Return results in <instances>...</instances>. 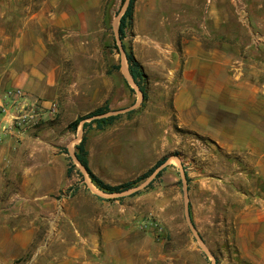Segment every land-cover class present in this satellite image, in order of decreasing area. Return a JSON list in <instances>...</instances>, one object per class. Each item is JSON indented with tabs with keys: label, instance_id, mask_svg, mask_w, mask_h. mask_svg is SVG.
Masks as SVG:
<instances>
[{
	"label": "rangeland",
	"instance_id": "374dc122",
	"mask_svg": "<svg viewBox=\"0 0 264 264\" xmlns=\"http://www.w3.org/2000/svg\"><path fill=\"white\" fill-rule=\"evenodd\" d=\"M197 1L203 9H195L192 0L136 1L125 46L147 75L144 102L131 81L119 34L127 0H0V30L8 35L7 47H0V62L20 65L24 77L35 73L28 78L30 86L0 87V96L20 89L39 104L57 105L56 114H45L38 125L0 136L25 142L26 159L50 161L49 201L57 207V220L68 223L65 231L102 237L105 231L120 230L122 237L112 252L126 254V264H250L238 244L239 205L225 190L223 154L179 125L174 110L184 40L197 35L209 46L220 39L213 36L212 22L202 20L208 0ZM236 5L239 11L238 0ZM242 25L247 22L241 20L233 29L239 31ZM16 40L20 47L13 51ZM105 104L109 114L123 115L115 125L86 132L84 124L91 122L87 120L76 132L68 129ZM130 108L134 114L127 117L131 111H123ZM13 112L6 106V113ZM84 136L91 171L109 185L134 180L164 158L167 162L138 186L148 182L143 189L106 194L75 158ZM163 168L166 172L157 179ZM183 175L190 179L192 226L186 216Z\"/></svg>",
	"mask_w": 264,
	"mask_h": 264
},
{
	"label": "crops",
	"instance_id": "0c3cea01",
	"mask_svg": "<svg viewBox=\"0 0 264 264\" xmlns=\"http://www.w3.org/2000/svg\"><path fill=\"white\" fill-rule=\"evenodd\" d=\"M238 3L241 14L236 0H208L202 20L212 22L213 36L220 39L209 46L197 35L184 40L174 110L179 125L223 154L225 190L239 205L241 256L264 264V0ZM192 4L205 6L197 0ZM241 20L246 27L234 30ZM2 35L0 47L6 48L5 30ZM18 47L16 40L13 51ZM24 75L20 65L0 62L1 88L30 86L28 78L35 73ZM25 145L0 136V264H126V254L112 252L120 230L102 237L65 231L68 223L57 220V207L49 201L50 161L26 159Z\"/></svg>",
	"mask_w": 264,
	"mask_h": 264
},
{
	"label": "trees",
	"instance_id": "16d2710c",
	"mask_svg": "<svg viewBox=\"0 0 264 264\" xmlns=\"http://www.w3.org/2000/svg\"><path fill=\"white\" fill-rule=\"evenodd\" d=\"M137 0H130L129 5L120 18L119 21V34L120 39L123 42V47L125 49V57L127 63L129 65V72L131 77L134 79V82L139 87L140 91L143 94L144 102L148 100V92L146 87V80L147 75L144 72L143 66L141 63L136 59L133 51L131 49H127L125 46V39L127 37V30L133 26L134 21V13H135V3ZM111 112L109 105L105 104L103 107L96 109L95 111L77 118L73 123H71L68 129L72 132H76L83 121L91 120L89 123L84 124V130L86 132L96 129L98 131L106 130L109 127L115 125L122 117V114L118 115H108ZM134 111H131L126 114L127 117H132ZM100 117V118H97ZM88 138L84 136L81 142L76 146L77 152L75 154L76 160L78 163L83 167V169L88 174L89 178L91 179L92 183L103 193L106 194H121L130 190L137 188L142 182L147 180L153 173H155L158 169H160L166 162L167 159L164 158L156 163V165L149 170L147 173L137 177L134 180L124 182L119 185H109L101 180L98 176H96L90 169L89 166V152L86 148ZM166 172V168L161 169V171L157 174V179L163 177L164 173ZM71 171L68 170V174L70 175ZM188 182L190 179L187 176ZM152 183L148 187H152ZM147 187V188H148ZM140 192H137L135 195H139ZM190 215L192 217L191 207H189Z\"/></svg>",
	"mask_w": 264,
	"mask_h": 264
},
{
	"label": "built area",
	"instance_id": "2783aa9c",
	"mask_svg": "<svg viewBox=\"0 0 264 264\" xmlns=\"http://www.w3.org/2000/svg\"><path fill=\"white\" fill-rule=\"evenodd\" d=\"M6 106L14 108V112L6 113ZM56 112L57 105L54 103L47 107L43 103L39 104L37 100H31L30 96L20 89L6 91L0 96V113L3 118L0 120V135L10 132L11 129L17 130L18 127L36 126L45 114L53 116Z\"/></svg>",
	"mask_w": 264,
	"mask_h": 264
},
{
	"label": "water",
	"instance_id": "95a60500",
	"mask_svg": "<svg viewBox=\"0 0 264 264\" xmlns=\"http://www.w3.org/2000/svg\"><path fill=\"white\" fill-rule=\"evenodd\" d=\"M129 2H130V0H127V6L129 5ZM131 78V81H133L134 82V79L132 78V77H130ZM139 93H140V97H141V100H143V94H142V92L139 90ZM131 110H133V108H130V109H127V110H125V111H123V112H129V111H131ZM119 113H121V112H114V113H111V114H108V115H118ZM97 118H100V117H97ZM75 158H76V156H75ZM183 178H184V182H185V186H186V189H185V200H186V216H187V219H188V221H189V224L192 226V220H191V215H190V211H189V207H188V205H187V201H188V197H187V192H188V190H187V178H186V176L185 175H183ZM148 182H146L143 186H141V187H137V188H135V189H133V190H131L129 193H133V192H135V191H139V190H141V189H143L144 188V186L147 184ZM193 228V227H192ZM196 234V233H195ZM197 238H198V236H197ZM198 240L201 242V240L198 238ZM203 249L206 251V252H208L207 251V249L205 248V247H203Z\"/></svg>",
	"mask_w": 264,
	"mask_h": 264
}]
</instances>
